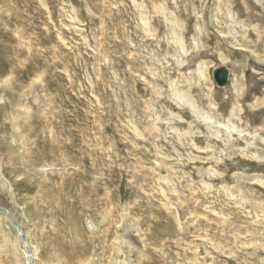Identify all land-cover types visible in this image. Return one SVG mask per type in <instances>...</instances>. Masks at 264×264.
Returning a JSON list of instances; mask_svg holds the SVG:
<instances>
[{
  "label": "rangeland",
  "instance_id": "374dc122",
  "mask_svg": "<svg viewBox=\"0 0 264 264\" xmlns=\"http://www.w3.org/2000/svg\"><path fill=\"white\" fill-rule=\"evenodd\" d=\"M0 64V208L41 262L124 214L176 242L149 260L264 264V0H0ZM3 215L0 264H29Z\"/></svg>",
  "mask_w": 264,
  "mask_h": 264
},
{
  "label": "bare ground",
  "instance_id": "6f19581e",
  "mask_svg": "<svg viewBox=\"0 0 264 264\" xmlns=\"http://www.w3.org/2000/svg\"><path fill=\"white\" fill-rule=\"evenodd\" d=\"M25 40V39H24ZM28 42V41H27ZM30 42V41H29ZM30 49V48H29ZM29 53V52H28ZM7 68V65L5 64H0V71H3ZM230 72V71H229ZM203 74V73H202ZM231 77V76H230ZM41 77H39L38 79H40ZM43 84V83H42ZM45 85V84H44ZM12 91V90H11ZM13 92V91H12ZM15 93V92H14ZM13 93V94H14ZM38 93V92H37ZM38 96V95H37ZM35 96V97H37ZM32 97V98H35ZM15 100V99H14ZM16 101V100H15ZM37 101V100H36ZM35 102V101H34ZM28 106V105H27ZM47 107V106H46ZM46 111V110H45ZM48 111V110H47ZM51 111V110H50ZM24 116H26L28 118V126L31 129L32 132L36 133L37 131V127L40 125V132L43 133V135H45V132L48 130V126L45 124H43V117L44 115L42 113L37 114L32 113L30 108H25L24 112H23ZM51 114V113H50ZM19 122V120L17 121ZM16 126V124H15ZM17 127V126H16ZM51 127V126H50ZM49 127V128H50ZM20 129V130H19ZM22 131L21 128L17 127L16 132H20ZM39 131V129H38ZM33 133V134H34ZM27 134V133H26ZM48 134V138H51V130L49 129V133ZM36 135V134H35ZM29 136V135H28ZM31 137V136H30ZM25 138V136H24ZM33 138V137H32ZM43 139V138H42ZM22 140V139H21ZM30 141V139H29ZM38 141V139H37ZM33 142V141H32ZM48 142V141H47ZM35 143V142H34ZM45 143V142H43ZM24 144V143H23ZM30 144V143H29ZM32 144H30L31 146ZM29 146V147H30ZM41 146V145H40ZM48 146V145H47ZM51 146V145H50ZM49 146V147H50ZM46 147V146H45ZM44 148V147H43ZM42 147H40V149H43ZM50 150L48 152H45V156L48 155L47 159H49V156L51 157V147L49 148ZM44 150V149H43ZM42 150V151H43ZM31 151V150H30ZM35 152V151H34ZM25 153V152H24ZM43 153V152H42ZM34 154V153H33ZM29 155V154H28ZM39 155V154H38ZM42 156H44V153L41 154ZM36 156V155H34ZM31 157V156H30ZM46 158V157H45ZM37 159V158H36ZM28 162V161H27ZM37 162V161H36ZM35 163V162H33ZM32 163V164H33ZM51 163V162H50ZM41 164V163H40ZM35 166V164H33ZM47 165V164H45ZM25 167V166H24ZM41 167V166H40ZM48 168V167H47ZM50 168V167H49ZM51 169V168H50ZM47 170V169H46ZM50 171V170H49ZM46 172V171H45ZM93 178H95V176L92 174ZM27 177V176H26ZM30 177V176H29ZM98 177V176H97ZM31 178H33L31 176ZM39 180V179H38ZM95 181V180H94ZM26 183H28V181H26ZM32 183V182H31ZM10 186L12 189V183L6 179V177L4 176V174L2 173V169L0 168V187L3 191L6 190V186ZM42 190V189H40ZM45 190V189H44ZM107 191V190H106ZM14 192V191H13ZM33 192V191H32ZM51 193V192H50ZM49 193V195H50ZM109 193V192H108ZM48 194V193H47ZM57 195V194H56ZM49 197V196H48ZM47 197V198H48ZM46 198V199H47ZM56 198V196L54 197ZM45 199V198H44ZM46 199H45V203L46 204ZM49 199V198H48ZM44 202V201H43ZM36 203V202H35ZM49 203V202H48ZM47 203V204H48ZM43 204V203H42ZM43 204V205H44ZM36 205V204H35ZM36 208V207H35ZM40 208V207H39ZM50 208V207H49ZM38 209V208H37ZM41 209V208H40ZM1 210V208H0ZM3 210V209H2ZM39 210V209H38ZM7 211V210H5ZM8 212V211H7ZM41 213V212H40ZM24 214V213H23ZM7 215H10V213L8 212ZM6 214L3 216H7ZM17 215V214H15ZM38 213L37 212H33L32 214H30V216H32V218H37ZM25 216V215H24ZM82 216V215H81ZM109 216V215H108ZM40 217V216H39ZM87 217V216H86ZM5 218V217H4ZM7 218V217H6ZM14 222L16 223V219L15 217H13ZM29 218V217H28ZM1 219V218H0ZM11 219V218H10ZM31 219V218H30ZM39 219V218H38ZM108 218L103 217L101 219V223H105L106 228L102 229L100 231V233L96 232V231H88L90 233L91 236V240L95 242L94 243V254L91 256V251L92 249L91 246L87 247L88 244L85 243V240L81 239V237L79 238L78 236H80L81 234L77 231H75V234H77L76 239L77 242L75 244V246H71L68 250H66L65 255L66 258L64 259L63 263L64 264H161L162 261L160 260H155V259H147L148 255H146V247L148 248V243L147 241H153L152 244H154L156 247L159 246H163L164 243L167 240H171L172 243H176L174 242V239L172 237H164V235L162 234L163 232L160 230V227L162 226H166L165 224H163L164 222H156L157 224V228L156 231L154 232L153 235H151L149 237V234L147 232H142L141 231V225H140V220H136V219H132L131 217L127 216V215H120L115 221L114 220H107ZM111 219V217H110ZM32 221H34L33 219H31ZM177 221H179L178 217H177ZM1 222V221H0ZM28 219L26 218V221L24 222L25 227L28 230V235L23 231V229H21L19 227V224L16 223V225L14 224V226H16V229L18 231V233L22 236L23 239L25 240V249L24 253L21 254V251L17 252V255H23L24 258L28 261L29 264H46L45 262H41L40 260V249L41 247L37 244L36 240H37V235L35 230H31L28 226ZM35 223V222H34ZM88 223V221H87ZM87 225V224H86ZM79 227V226H78ZM100 227V226H99ZM170 227V226H169ZM35 229L37 228V224L34 227ZM96 228V227H95ZM98 228V227H97ZM71 230V229H70ZM78 230V229H77ZM112 230H114V232H112ZM99 231V230H98ZM71 233V232H70ZM111 233L115 234L114 239H110L111 237ZM134 234L135 238L137 239V241L139 242L138 245H140L141 247L138 249H135V247L132 245L133 243V239H128V237L130 236V234ZM113 234V235H114ZM5 236V240L9 241V238L7 235ZM31 236V238L29 237ZM73 236V234H72ZM83 236V235H82ZM112 238V237H111ZM233 238L235 240H237L239 238V236H233ZM31 239L32 242L35 244V246L33 247L31 245ZM93 239V240H92ZM255 239V238H253ZM112 240V242L110 241ZM202 240V239H201ZM200 240V241H201ZM92 243V242H91ZM110 243V246H109ZM196 243V242H195ZM212 245H215L213 243H211ZM93 245V244H92ZM197 245V243H196ZM199 246V245H197ZM219 246V245H218ZM218 251H221L220 248ZM6 247V246H5ZM17 248V247H16ZM192 249V247H190ZM106 249L110 252V255L108 256L109 260H107L106 262L103 263V257L105 256L104 252L106 251ZM175 249V248H174ZM178 249V248H176ZM256 249V248H255ZM17 250V249H16ZM48 250V249H47ZM157 251V250H156ZM199 251V250H198ZM226 251V250H224ZM221 251V252H224ZM100 252V253H98ZM159 254H161V256L165 259H167L165 257V251L163 250V248H161L159 251ZM48 253V252H47ZM197 253V252H196ZM254 253V252H253ZM135 254V255H134ZM153 254V253H152ZM204 254H210L208 252H205ZM49 255V253H48ZM179 253L177 251H175L173 253V258H177L179 257ZM206 255V256H207ZM196 257L195 259H193L191 262H189L188 264H198L203 262L204 264H207V257ZM153 257V256H152ZM157 257V256H156ZM105 258V257H104ZM135 258V259H133ZM17 259V258H16ZM134 261H133V260ZM179 258H177L178 260ZM201 260V262H199ZM226 261V260H225ZM254 261V260H253ZM214 262V261H213ZM170 263V262H169ZM163 264H167V263H163ZM210 264V263H208ZM214 264V263H212Z\"/></svg>",
  "mask_w": 264,
  "mask_h": 264
},
{
  "label": "water",
  "instance_id": "95a60500",
  "mask_svg": "<svg viewBox=\"0 0 264 264\" xmlns=\"http://www.w3.org/2000/svg\"><path fill=\"white\" fill-rule=\"evenodd\" d=\"M229 75H230L229 69L227 67H225V66L217 67L214 70V73H213L214 80H215V82H216V84L218 86H224V85H226L227 82H228V80H229ZM0 212L3 213V214H8V212L7 211H4V210H0ZM10 216H11V218L13 220V217H12L11 214H10Z\"/></svg>",
  "mask_w": 264,
  "mask_h": 264
}]
</instances>
